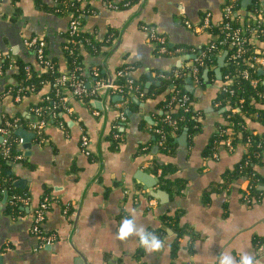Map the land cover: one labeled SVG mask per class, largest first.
Here are the masks:
<instances>
[{"label":"crops","instance_id":"crops-1","mask_svg":"<svg viewBox=\"0 0 264 264\" xmlns=\"http://www.w3.org/2000/svg\"><path fill=\"white\" fill-rule=\"evenodd\" d=\"M114 1L129 5L115 10L104 0L84 1L87 13L81 29L95 41L106 42L98 52L83 48L85 71L100 67L109 79L123 64H135L133 75L144 76L146 84L149 73L155 82L162 70L191 66L212 36L210 30L195 32L185 22L199 25L207 12L212 14L213 24L223 18V0ZM253 1L242 0L241 16ZM257 1L263 7L264 0ZM58 3L0 0V56L11 53L15 60L22 56L37 68L35 53L26 39L41 36L47 39L51 57L64 70L62 33L70 16L57 12ZM144 24L166 35L173 48L170 54L156 49ZM254 42L264 54V42ZM219 67L218 60L216 67L204 71V84L190 75L185 81L195 109L204 115L203 131L193 142L186 131L175 135L171 155L159 154L153 148L161 162L177 166L175 176L186 184L180 194L174 188H160L159 182L154 191L164 193L153 194L136 178L139 170L159 178L153 157L142 151L154 138L150 127L162 112L158 107L161 97L131 95L124 99L102 90L88 103L69 95V112L60 113L59 119H47L39 135L31 128L36 119L32 109L42 101L48 86L18 102L7 94L14 77L9 74L3 79L0 75V122L24 118L19 127L35 133L29 147L21 144L24 159L13 163L11 169L15 187L30 196V203L21 205L22 212L14 214L7 210L13 194L0 198V264H218L221 252H229L237 260L242 252H248L264 264V156L257 165L260 192L247 204L243 197L247 181H227L242 161L246 146H221L218 158L203 155L222 121L215 109L222 88ZM260 73L264 74V64ZM116 127L122 139L117 148L110 143ZM250 128L255 133L264 132L259 123ZM83 133L91 138L90 154L83 151ZM45 197L49 208L43 227L57 235V240L43 245L32 232V224L34 209ZM132 215L137 226L165 241L161 251L146 252L136 237L123 242L116 238L122 219ZM175 216L177 222L169 219Z\"/></svg>","mask_w":264,"mask_h":264},{"label":"trees","instance_id":"trees-1","mask_svg":"<svg viewBox=\"0 0 264 264\" xmlns=\"http://www.w3.org/2000/svg\"><path fill=\"white\" fill-rule=\"evenodd\" d=\"M58 2L59 5L56 10L64 15L70 16L77 8H80V4L76 1L58 0ZM227 4H232L234 12L236 13L231 15L229 21H231L234 27L240 28L243 31L246 42L243 46V52L238 58L232 57L237 50L236 47L232 46L230 43H226L219 47V49L210 53V60H206L203 66L200 67L199 83L204 84V71L216 67L219 57L225 55V64L222 67V85H227V81L224 78L225 75L229 74L231 77V82L228 84L229 90L223 91L222 89L215 100V109L220 113L222 121L217 125L215 132L211 135L203 155H212L213 151L217 150L219 146H222L229 136L233 137L234 146L241 143L244 144L247 151L238 167L227 177V181L240 178L245 179L250 177L253 172H256L257 176L253 177L251 180L254 183L253 192L251 193L252 198L256 199L257 194L260 192L258 185L261 184L257 165L264 156V143L260 147L259 143L264 139V132L255 133L250 126L254 123H259L261 126H264V74L260 73L261 65L255 59V57H264V54L258 52V45L254 42L256 40L264 42V22L260 26L255 22L260 12L264 15V10L261 3L254 0L247 6L245 15L241 16L242 0H223V18L219 23H214L213 28L210 30L212 38L203 46L202 51L207 52L208 46L212 42L217 41V38H213V35L216 34L219 38L223 35V25L225 21H228L224 17V8ZM62 37L64 38L62 53L66 65L64 70L59 68L57 72H52L44 66L39 65L38 61H36L37 68H34V66L28 61H25L22 56L16 58L15 68L13 70H8L7 66L9 60L2 62V57L0 56V66L4 68L3 79L7 78L9 74L15 79V83L8 87V89L12 88L11 96L13 98L17 90L21 87L25 88L22 92L24 99L32 94L40 93L48 86V91L43 94V100L37 106H42L43 108L53 106L58 103L62 97L69 94L70 90L63 86H61V88H55L52 86V83L60 74L72 72L76 68H81V70H76L77 78L84 79L86 83L95 81V76L92 74L93 69L90 70L89 73L84 69L82 50L85 48L89 52H98L106 42L95 41L89 34L83 31L78 32L76 35H72L68 29L62 33ZM44 39L47 41L46 38ZM169 49L172 52L173 48L169 46ZM45 51L48 59L59 67L55 59L51 57L48 45ZM5 55L6 54L3 56ZM28 65L30 66V70L26 69ZM130 65H134L136 69L135 64ZM127 66L128 64L119 66L116 72L119 69H125ZM94 69L99 70L100 78L110 80V77L108 78V75L102 68L95 67ZM176 70L179 71L177 74L175 73ZM246 72H248V75H246ZM160 74H164V77H161ZM189 74V68L185 66H174L172 69L162 70L157 74L156 81L151 84L149 88H146V78L144 76L139 78L134 76L136 82L134 88L128 87L126 78L119 77L118 79H114V82L125 86L123 92L116 93L121 95L124 99L131 95H140L144 99L149 97H161L158 107L162 112L157 114L154 123L150 127L154 138L142 153L149 155L150 158L153 157L152 163L154 172L159 177L160 188L167 191H171V188H174L177 194L182 193L186 186L181 178H176L175 176L178 170L177 166L172 163L161 162L154 154L153 148L156 147L159 154L165 156L171 155L176 147L175 135L186 131L189 142H193V139L203 131L204 115L201 110L195 109L193 104H189V108L186 110L180 106L178 100L175 99L172 101L175 95L181 96L186 93L192 98V95L185 89V81ZM111 77V79H113V76ZM253 80L256 81V84H253ZM98 96L99 94L96 96H76L75 98L90 103L91 100ZM46 97L49 98L46 99ZM43 114L45 120L53 118L51 113L44 112ZM59 114L60 111H57L55 116L57 119H59ZM168 115L173 119L179 120L177 129H174V127L168 123ZM21 119L26 120L24 118ZM4 120H2L0 124L4 122ZM157 129H161L163 133L156 132ZM16 130L17 128L9 135V143L11 146L10 156L0 157V168L2 173L0 198H3L6 193L10 195L23 193V190L15 187L11 173L13 163L18 161L16 156L22 154L21 144L19 142L20 138L16 134ZM121 142V132L116 127L113 130V134L110 136V143L117 148L120 146ZM22 159H24V157ZM245 160H248V163L241 168L240 164H243ZM159 170H161L160 173H158ZM7 210L14 214L22 212L21 205L11 204L8 201ZM177 217L178 216L167 218L177 222Z\"/></svg>","mask_w":264,"mask_h":264},{"label":"built area","instance_id":"built-area-1","mask_svg":"<svg viewBox=\"0 0 264 264\" xmlns=\"http://www.w3.org/2000/svg\"><path fill=\"white\" fill-rule=\"evenodd\" d=\"M68 1H76L80 4V8H77L75 12H73L69 17V23H68V31L72 35H76L78 32L81 31L85 15L87 13V9L83 7V2L86 0H68ZM106 4L115 10H120L123 7H127L129 3L119 4L115 2L114 0H104ZM224 17L228 20L225 21L223 25V35L219 38L218 35H213V38H217V41L212 42L207 49V52H204L201 50L198 55L195 56V59L193 61V64L191 66H186L189 68L190 76H193L194 79L199 82V72L200 67L203 66L206 60H210L211 54L213 51L219 49V47L223 46L226 43H230L232 46L236 47V52L233 54V58H238L242 52H243V46L246 42V38L243 35V31L240 28H236L231 24V21H229V18L231 15L236 14L233 9L232 4H227L224 8ZM257 24L260 26L264 22V15L262 12L259 13L258 17L256 18ZM186 26L190 29H192L195 32H201L202 30H211L214 26L212 23V14L210 12H207L204 16V20L199 25H194L190 23L189 21H186ZM143 29L146 31L149 40L151 43H153L156 47V49L162 53V54H170L171 50L169 49L168 39L165 34L158 31L155 27L144 24ZM219 39V40H218ZM26 45L33 50L35 53L36 59L38 61L39 65L44 66L46 69L51 70L52 72H57L59 67L57 64L52 62L50 59H48L46 54V47H47V41L41 37V36H32L28 39H26ZM1 61L4 62L6 60H9V64L7 66L8 70H13L15 68V59L13 58V55L11 53L6 54L5 56H1ZM256 61L261 65V68L264 64L263 57H255ZM27 70H30V66L28 65L26 67ZM76 70H81V68H76L72 72H65L60 74L55 81L52 83V86L55 88H61L63 86L64 88H67L69 91V94L62 97L58 103H56L53 106H47L46 108H43L42 106H35L32 111L35 115V120L31 123V128L39 135L43 133V128L46 125V121L44 118V112L51 113L52 116H56L57 111H60L61 114L69 112L70 107L68 105L69 95L73 97H82V96H89L94 95L96 96L99 94L100 91H109L115 92V93H121L124 91L125 86L122 84H118L114 82V79H118L119 77L126 78V82L128 84V87L134 88L136 86L135 78L133 75V72L135 70L134 65L128 64V66L125 69H119L117 72L115 71L113 79L105 80L100 78L99 76V70L93 69L92 74L95 76V81L91 83H86L84 79L77 78ZM179 71L176 70V74ZM4 74V68L0 66V75L3 76ZM246 75H248V72H246ZM161 77H164V74H160ZM225 80L227 81V85L223 86L221 90L228 91L229 87L228 84L231 82V77L229 74L225 75ZM253 84H256V81H252ZM25 88L21 87L17 90V93H15L14 98L20 102L23 99L22 92ZM12 88L7 90V94H12ZM49 97H46L48 99ZM178 100L180 106L188 110L189 104H193V99L189 94H182L181 96L175 95L172 98L173 100ZM43 100V97H42ZM45 110V111H44ZM21 119L19 117H13L11 119H6L4 122L0 124V136H2V141H0V157H9L11 154V146L9 143V135L11 132H13L16 128L20 126ZM168 123L174 127V129L178 128V119H173L170 115L167 117ZM156 132L163 133L161 129H157ZM20 144L23 143V139H20ZM264 143V139L261 140L259 143V147ZM91 144V138L87 133H83L81 136V145L83 148V151L85 154H90L89 146ZM222 146H225L227 148L233 149V137H228ZM221 147V146H219ZM218 147V149H219ZM218 149L213 151L212 157L218 158ZM22 154H19L16 156L17 160L22 159ZM248 163V160H245L243 164H240V167L242 168L245 164ZM1 168H0V183L2 181L1 178ZM256 172H253L250 177L245 178L247 181V185L244 189V200L247 202V204L252 203V192L254 188V183L251 181L253 177H256ZM9 203L11 204H18V205H25L30 203V196L27 193L22 194H13L11 199L9 200ZM49 208V199L48 197H45L40 204L37 205L34 209L33 213V224H32V232L36 235L37 239L41 244H50L57 240V235L51 234L47 232L43 224L46 220V212Z\"/></svg>","mask_w":264,"mask_h":264},{"label":"clouds","instance_id":"clouds-1","mask_svg":"<svg viewBox=\"0 0 264 264\" xmlns=\"http://www.w3.org/2000/svg\"><path fill=\"white\" fill-rule=\"evenodd\" d=\"M115 235L122 242L131 237L138 238L139 246L148 253L159 252L165 245V241L154 232L147 231L143 226H137L135 215L123 218ZM218 264H259V262L248 252H242L239 260L229 252H221Z\"/></svg>","mask_w":264,"mask_h":264},{"label":"water","instance_id":"water-1","mask_svg":"<svg viewBox=\"0 0 264 264\" xmlns=\"http://www.w3.org/2000/svg\"><path fill=\"white\" fill-rule=\"evenodd\" d=\"M252 0H248V3L251 2ZM263 8H264V3H263ZM225 64V55H223L222 57L219 58V73L221 76V68L224 66ZM149 76V80L150 82H148L146 84L147 88H149L151 86V84L154 83L153 78L151 77V74H148ZM191 90H193V86H190ZM16 134L18 136H20L23 139V142L25 143V145L27 147H29V142L31 140L32 137L35 136V133L33 132H29L28 130H26L23 127H19L16 130ZM0 141H2V136H0ZM136 178L144 185V187L146 189L152 190L153 194H161L163 191L158 190V191H154V187L158 184L159 182V178L152 176L151 174L143 171V170H139L138 173L136 174ZM164 193V192H163Z\"/></svg>","mask_w":264,"mask_h":264}]
</instances>
